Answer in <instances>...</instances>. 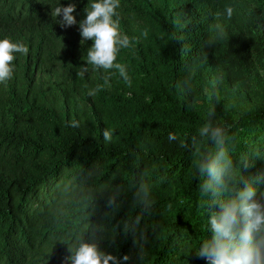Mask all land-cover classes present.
Instances as JSON below:
<instances>
[{
  "label": "trees",
  "instance_id": "obj_1",
  "mask_svg": "<svg viewBox=\"0 0 264 264\" xmlns=\"http://www.w3.org/2000/svg\"><path fill=\"white\" fill-rule=\"evenodd\" d=\"M90 2L0 0V39L29 48L0 83V264H63L88 200L99 205L89 219L103 226L100 246L120 264H207L189 255L210 232L195 157L180 139L195 135L215 106L214 122L236 138L234 161L264 152V0H121L120 31L131 46L117 62L132 84L113 76L94 97L87 91L103 84V70L77 76L92 44L79 35ZM69 3L77 24L61 28L51 11ZM72 120L80 127H68ZM169 132L178 139L170 142ZM260 170L256 159L250 173ZM141 179L152 190L148 213L133 196ZM117 188L119 207L105 208ZM137 216L133 237L124 225Z\"/></svg>",
  "mask_w": 264,
  "mask_h": 264
},
{
  "label": "clouds",
  "instance_id": "obj_2",
  "mask_svg": "<svg viewBox=\"0 0 264 264\" xmlns=\"http://www.w3.org/2000/svg\"><path fill=\"white\" fill-rule=\"evenodd\" d=\"M121 0H91L85 16L79 22V35L81 43L92 41L87 49L86 64L81 65L77 76L83 79L89 72L103 70V84L90 88L89 97L96 96L97 92L110 87L113 76L119 78L127 86L132 80L128 74L127 66L117 62L121 49L131 46L127 35L120 31V14L117 11ZM76 5L69 3L67 6L58 4L51 16L61 28H68L77 24L73 13ZM228 18L233 15V8H226ZM218 36L224 35V29L217 24ZM147 36V32H144ZM215 38L208 41L209 46ZM29 48L23 43L11 42L8 38L0 39V83H7L14 73L13 61L15 54L27 55ZM218 81H211L209 101L215 96ZM217 102L219 97H215ZM216 116L215 106L207 113L205 123L197 130L195 135L185 136L180 139V146L193 152L195 157V172L201 179L200 194L204 198L202 207L208 217L209 238L204 239L198 249L190 254H195L207 264H264V170L251 174L254 161H264V152L253 149L241 155L234 161L232 152L235 146V136L231 134V126L214 122ZM71 128H79L80 121L67 122ZM105 142H110L113 132L105 129L102 133ZM178 136L174 132L168 133L170 142L176 141ZM207 141L210 148L201 151V144ZM133 193L136 204L144 213H148L153 206L152 190L143 179L134 185ZM121 189L117 188L103 200V206L108 209L119 207L118 197ZM101 195L103 193L101 192ZM99 205L95 200L85 202L81 212V223L68 233L67 247L69 255L64 258L63 264H120L121 258L106 252L100 245L103 241V226L90 222V217H95ZM140 217L129 225L125 223V231L133 237L136 235ZM140 236L143 237L141 231ZM114 243V239L110 240ZM135 243V240H134ZM188 255V256H189ZM127 261V255L122 257ZM47 264V262H46Z\"/></svg>",
  "mask_w": 264,
  "mask_h": 264
},
{
  "label": "rangeland",
  "instance_id": "obj_3",
  "mask_svg": "<svg viewBox=\"0 0 264 264\" xmlns=\"http://www.w3.org/2000/svg\"><path fill=\"white\" fill-rule=\"evenodd\" d=\"M258 29L260 30L262 37L264 39V23H259L258 24Z\"/></svg>",
  "mask_w": 264,
  "mask_h": 264
}]
</instances>
